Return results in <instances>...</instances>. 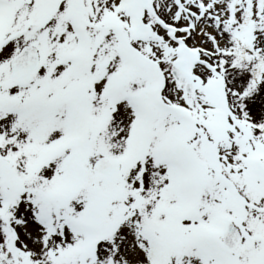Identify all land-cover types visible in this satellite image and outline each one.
<instances>
[{"label": "rangeland", "instance_id": "rangeland-1", "mask_svg": "<svg viewBox=\"0 0 264 264\" xmlns=\"http://www.w3.org/2000/svg\"><path fill=\"white\" fill-rule=\"evenodd\" d=\"M135 6L0 0V264H264V184L244 176L264 165V0H148L145 35L131 33ZM180 41L191 94L171 75ZM26 44L40 67L15 83ZM103 155L114 179L91 171ZM164 182L169 214L132 227ZM224 217L241 229L232 251Z\"/></svg>", "mask_w": 264, "mask_h": 264}, {"label": "water", "instance_id": "water-1", "mask_svg": "<svg viewBox=\"0 0 264 264\" xmlns=\"http://www.w3.org/2000/svg\"><path fill=\"white\" fill-rule=\"evenodd\" d=\"M147 3V0H137V9L135 13L136 25L134 26V32L145 33L147 28L142 24L143 9ZM179 56L176 63L172 66V75L177 82L184 85V91L186 93H192L196 88L194 82V76L188 70L189 50L186 46L180 43ZM38 67V53L32 46H25L20 53L11 62V74L10 77L13 81L20 82L29 77ZM119 170V165L116 162L109 160L106 157L98 158L93 166V173L113 178L116 176ZM247 176H258L264 182V168L259 162H253L249 168L245 171ZM252 181L248 183L251 185ZM219 226L222 231V246L227 250L234 249L239 241L240 234L233 223L227 219H223L219 222Z\"/></svg>", "mask_w": 264, "mask_h": 264}, {"label": "bare ground", "instance_id": "bare-ground-1", "mask_svg": "<svg viewBox=\"0 0 264 264\" xmlns=\"http://www.w3.org/2000/svg\"><path fill=\"white\" fill-rule=\"evenodd\" d=\"M4 57V54L3 56ZM115 67H116V64H115ZM168 88V87H167ZM125 120L126 121L130 114H129V111L128 110H124L122 111V113ZM119 116V115H118ZM121 117V115L119 116ZM118 117H116L114 120H117ZM9 125V121L8 119H6L0 126L1 129H3L2 131H4L5 129L4 128H7ZM26 125L24 123V121H22V148H23V152H22V161L24 163L25 159L30 155H32V152L33 150L28 146V141L26 140V137H25V132L27 133V131H25L26 129L24 128ZM24 129V130H23ZM57 131V130H56ZM29 157V158H30ZM27 161V160H26ZM166 178V176L164 177V179ZM154 181H156V183H159L157 182L158 179L155 178L153 179ZM46 183H48V181L46 180ZM155 183V184H156ZM153 186V183H150L149 184V187ZM171 184H164L160 187H159V191H161L159 194L157 195H148L151 191L147 190V192H145L143 194V198L141 200V204H143L142 206L138 207V210L137 212L139 213V216L134 219L133 221H130V225L132 227H134L135 225V228L139 227L140 225H143V223L145 224L146 222H148V219L146 217V213L149 212L150 215H151V220L152 218L154 217L153 216V213L155 214L158 213L159 211L157 210V208H159L160 210H162L163 212V216L165 217L166 214H169V211H168V197H171L170 195L171 194ZM157 207V208H156ZM156 208V209H155ZM156 216H158L157 214H155ZM159 217V216H158ZM150 220V221H151ZM139 235H144V232L141 230V231H138L136 232V236H139ZM141 238H137L135 239V241L137 242V244H135L136 246V249H135V252H133L134 254H136L137 256L140 254L137 250L144 247L145 244H143L142 240H140Z\"/></svg>", "mask_w": 264, "mask_h": 264}]
</instances>
